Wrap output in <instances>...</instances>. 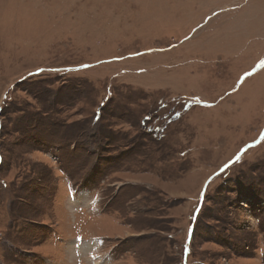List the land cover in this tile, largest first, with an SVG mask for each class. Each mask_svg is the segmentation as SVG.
Masks as SVG:
<instances>
[{"label": "rangeland", "instance_id": "374dc122", "mask_svg": "<svg viewBox=\"0 0 264 264\" xmlns=\"http://www.w3.org/2000/svg\"><path fill=\"white\" fill-rule=\"evenodd\" d=\"M262 64L264 0H0V264H264Z\"/></svg>", "mask_w": 264, "mask_h": 264}, {"label": "bare ground", "instance_id": "6f19581e", "mask_svg": "<svg viewBox=\"0 0 264 264\" xmlns=\"http://www.w3.org/2000/svg\"><path fill=\"white\" fill-rule=\"evenodd\" d=\"M88 245L87 246H92L94 245L93 242H90V243H87ZM83 252V251H82Z\"/></svg>", "mask_w": 264, "mask_h": 264}, {"label": "snow or ice", "instance_id": "6c2138e0", "mask_svg": "<svg viewBox=\"0 0 264 264\" xmlns=\"http://www.w3.org/2000/svg\"><path fill=\"white\" fill-rule=\"evenodd\" d=\"M261 67H264V64H262ZM237 159H239V158H237ZM222 171H223V169H222Z\"/></svg>", "mask_w": 264, "mask_h": 264}, {"label": "trees", "instance_id": "16d2710c", "mask_svg": "<svg viewBox=\"0 0 264 264\" xmlns=\"http://www.w3.org/2000/svg\"><path fill=\"white\" fill-rule=\"evenodd\" d=\"M94 115H96V112H95V114Z\"/></svg>", "mask_w": 264, "mask_h": 264}]
</instances>
